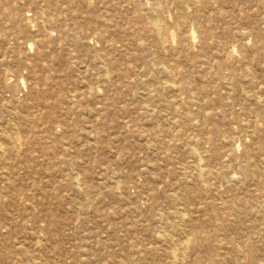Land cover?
<instances>
[{
	"label": "rangeland",
	"instance_id": "1",
	"mask_svg": "<svg viewBox=\"0 0 264 264\" xmlns=\"http://www.w3.org/2000/svg\"><path fill=\"white\" fill-rule=\"evenodd\" d=\"M214 1L203 12L207 0H0L8 249L43 250L49 264H264V0ZM73 94L85 111L66 114ZM38 99L58 156L16 162L7 141ZM166 178L179 195L151 212L149 192ZM194 233L211 242L168 240Z\"/></svg>",
	"mask_w": 264,
	"mask_h": 264
},
{
	"label": "bare ground",
	"instance_id": "2",
	"mask_svg": "<svg viewBox=\"0 0 264 264\" xmlns=\"http://www.w3.org/2000/svg\"><path fill=\"white\" fill-rule=\"evenodd\" d=\"M212 1H213V3L215 2L214 0H207V3L205 4V8H204L203 12H205V11H207V10H209L211 8V5H212L211 2ZM185 4L187 5V0H178V5L180 7H184ZM152 7L155 8V7H158V6L153 4ZM190 17H191V22H193V23L196 22L197 17L194 15V13H192L191 16H187L186 18H184V16H181L180 17V22L181 23H185L187 21V19L190 18ZM152 20H153L152 21L153 24H155V25L158 24L159 16L157 14H154L153 17H152ZM152 22H149V23H152ZM192 33H194V30H192ZM241 33H242V30L238 29V30H236L234 32L233 37H235V39L242 38V34ZM157 34L161 38V34H162L161 29H160V31L158 30ZM2 56H3L2 53H0V57H2ZM209 57L216 58L218 56L215 53L210 54V56L208 54L206 56V59L203 60L201 62V64L202 63L211 64L212 61H211V59ZM105 59L106 58H104V57H99V60H105ZM217 63H220V61H218ZM13 64L18 65V62L17 61H13ZM164 64H165V62H162V66H161L162 72L167 71L166 67H164ZM4 65H6V67H7L9 65V62L8 61H2V59H0V68L2 69L4 67ZM105 69H106V67H105ZM1 71L3 72V74H5L6 73L5 72L6 68L4 67V69H2ZM90 73L92 74L93 78L97 82L103 81L104 73H103V68H101V66L93 64V67H92V70H91ZM19 81L23 82L22 79H20ZM164 82H166V80L162 81L161 83H164ZM90 84H91V82L87 81V85L90 86ZM75 96L76 95L73 94L71 96V98H70L71 101L69 102V104L65 105L64 113H66V114L73 113L74 114L78 110H79L78 111L79 113L81 111H85L84 108H82L79 104H77V106L73 105V103H76V101L75 102L72 101L74 99L73 97H75ZM186 96H187V101L189 103L194 101V100L191 99V97H194L192 92L187 93ZM42 102L43 101L38 99L37 101H34V102H32V103H30V104H28V105L23 107L24 111H27L28 114H25L23 116L21 115L20 118L18 117L19 121L22 123V130H18L15 133L16 134L15 139H12L10 137L11 139H9L7 141L10 144L9 149L14 151L13 157L16 158V162H21L22 160H25V161L32 160V161L38 163V162L42 161L43 156H46L45 158L47 159V162H50V160H54V158H57V156H58L56 153L55 154L52 153V155L47 153L48 149L51 148V147L49 146V144H47L48 141H46L44 139V136H42V135L49 134L50 130L45 128V125L43 124L44 120H43V117L41 116V114H39V113L37 114L36 113L37 111L40 110V108H39L40 104L45 106L44 103H42ZM16 107L17 106H15L14 109ZM73 108H75L76 110L74 111ZM46 117H48V116H46ZM21 131L23 132L22 136L20 134ZM40 133H42V135ZM17 135H19V136H17ZM47 138H49V137H47ZM69 141H68V147H72V145L70 144L72 142V140L70 139ZM17 144L19 145V148H18V146H16ZM20 146H23V149H20ZM36 149L41 150V152H38L36 154L35 153ZM58 161H60V160H58ZM197 161H198V164H199L200 158H198ZM60 162L62 163V160ZM65 164H67V165L69 164V167H68V169L70 170V174H68L69 179L70 180H74V182H76V184H78V181L80 179L79 178L80 175L73 168L75 166V164H76L75 161L72 160V158L70 157L69 159H66L64 161V165ZM62 169L63 168L58 167V170L57 169L51 170V171L47 172L46 175L49 176L50 178H53L56 175L58 176V174L59 175L62 174ZM180 169H182V167H180ZM196 173H197L199 179H201L203 181L204 180L203 179L204 175L207 172L204 173L202 167H200L199 170L197 169ZM218 175H220L221 177H225L226 176L225 170H221V172L218 173ZM231 177H235V176L232 175ZM179 179L183 181V177H181ZM168 181L169 180L167 178L163 179L164 183H162V185H161V191L158 189L157 186L151 188V191L149 192V198L151 200V203H150L149 207H150L151 212H157L163 205L167 207V203L168 202H173V200L176 199L177 196L179 195V194H177V191H172L171 193L167 192V189H168L167 186L169 185ZM183 182H186V180H184ZM170 186L172 187L173 185H170ZM92 188L93 187H90L89 190H91ZM20 196L23 198L24 194H22ZM100 197H101V195H99V196L97 195L96 199H100ZM87 203H85V204H87ZM6 205L7 206L10 205L9 204V200L0 199V210H3L6 207ZM88 205L90 206V204H88ZM84 209L82 208L81 210H84ZM95 211H98V210L95 209ZM175 212L178 213L180 216L182 215V213L180 212V210H178V208H177V210ZM27 219L30 220L31 218L28 217ZM154 220H156L158 223H160L161 218L157 216V217H155ZM1 221H5L4 216H2V214H0V222ZM79 223H80L79 225L87 224V221L85 219H83ZM172 225H173V223H171V226ZM5 227L6 226H5L4 223H0V231H1V229H2V231H4L3 229H5ZM5 232H7V230ZM32 232H34V231H32ZM71 235L73 236V234H71ZM168 240L171 241V242L179 241L180 243H185L188 240L197 241V242H204V241L205 242L206 241L207 242H211V238H209V237H201L200 235H198L196 233L191 234V235L186 234L184 236L177 237V238H173V237L169 236ZM214 240H216V239L213 237V241ZM9 241H10V237H7V236H4L2 240L0 239V264H25L26 262H27V264H34V263H32V260L34 258H37V264H49L50 260L43 256V253H42L43 250H42V252L41 251H37L36 256H35L33 254H28L27 250H23V249H20V248H19V250L12 249V248L8 249L6 246L9 245V243H7ZM2 242H5L6 245H3ZM182 253H183V251H182Z\"/></svg>",
	"mask_w": 264,
	"mask_h": 264
}]
</instances>
